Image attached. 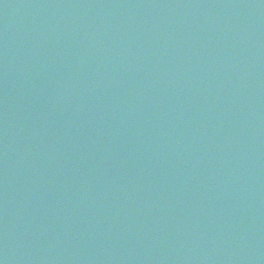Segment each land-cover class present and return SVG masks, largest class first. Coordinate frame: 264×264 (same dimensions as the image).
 Wrapping results in <instances>:
<instances>
[{
    "label": "water",
    "instance_id": "obj_1",
    "mask_svg": "<svg viewBox=\"0 0 264 264\" xmlns=\"http://www.w3.org/2000/svg\"><path fill=\"white\" fill-rule=\"evenodd\" d=\"M197 8L0 0V264L177 263Z\"/></svg>",
    "mask_w": 264,
    "mask_h": 264
}]
</instances>
